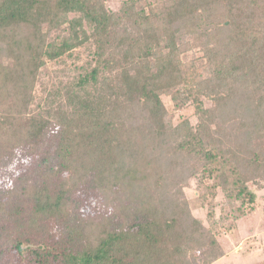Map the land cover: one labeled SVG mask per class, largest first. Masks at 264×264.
<instances>
[{
	"label": "trees",
	"instance_id": "obj_1",
	"mask_svg": "<svg viewBox=\"0 0 264 264\" xmlns=\"http://www.w3.org/2000/svg\"><path fill=\"white\" fill-rule=\"evenodd\" d=\"M105 1L0 0V264H213L216 220L233 230L264 188V0ZM49 65L65 83L36 100ZM163 97L196 123L172 126ZM156 141L209 227L181 188L154 209L149 178L177 169L139 172Z\"/></svg>",
	"mask_w": 264,
	"mask_h": 264
},
{
	"label": "rangeland",
	"instance_id": "obj_2",
	"mask_svg": "<svg viewBox=\"0 0 264 264\" xmlns=\"http://www.w3.org/2000/svg\"><path fill=\"white\" fill-rule=\"evenodd\" d=\"M122 1L123 0H106L105 2L107 7L111 8L112 10H117ZM189 55L190 54L187 56ZM80 59L82 60L75 61L76 63L68 62L63 68V73L69 77H73V65L80 67L83 61H86L85 56H82ZM183 59L185 60L186 56H184ZM47 68L48 69L45 70V77L43 76L44 74H42L40 82L35 86V94L37 95L36 100L37 98L40 99L42 97L41 89L43 87L54 86L56 88L60 87L59 82L65 83L66 79H64L62 76L59 80L55 79L54 76L59 75L55 74L56 70L54 69H57L56 67H50L49 65ZM162 100L165 108L167 109L170 124L172 126L178 125L184 120L188 121L190 124L196 123L194 108L191 105L177 108L172 104L168 97H163ZM59 101H64V97L59 99ZM145 117V111H142L141 109H134L133 114L130 118H128L126 123L132 127L141 126L145 123ZM157 147L158 145L156 141L154 145L152 144L146 150L150 163H147L148 167L137 166L141 174L149 177L151 174H154L155 171H157V168H161V164L164 165L169 160L165 155L166 152L161 151L162 149H157ZM155 151H159L160 156H158V159H154V156H157ZM169 161L171 164H176L177 169H170V171H166L159 187L154 186V181L152 179L149 178L148 180L151 186L150 190L154 188L151 200V203L154 204V209H159L161 214L165 213L163 211L165 204H168L170 199H173L174 193L177 191V189L181 188V193H183V195L181 194L179 198L187 202L191 216L198 219L203 224V226L209 227L210 224L208 223L207 219L208 207H203L200 205L201 201H199L200 198L196 192L197 181L193 178H189L191 175L187 173V169L182 165V163H179L175 160ZM183 183L186 185L184 188H182V186H184ZM251 188L257 196L254 203V212L252 214L239 219L235 225V228L231 231H227L226 228H224L226 224L219 222V220H216L214 223L216 225V239L222 247L225 255L219 260L213 262V264H251L253 262H264V229L262 227V224L264 223V188L262 190H257L253 185H251ZM211 204L214 206L215 218L218 219L225 208V204H223L220 193L216 196L215 200ZM178 210L181 212L182 224H187L188 222L186 221V213L184 215V207L182 203L180 207L178 205ZM192 257L196 260H194V264L202 263L198 252H194V255L191 254L188 256L187 260H189V263L191 264H193Z\"/></svg>",
	"mask_w": 264,
	"mask_h": 264
}]
</instances>
